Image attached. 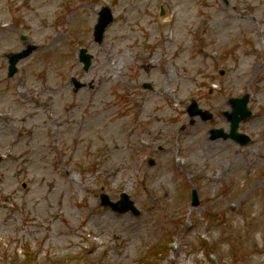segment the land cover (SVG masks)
<instances>
[{
  "label": "rangeland",
  "instance_id": "obj_1",
  "mask_svg": "<svg viewBox=\"0 0 264 264\" xmlns=\"http://www.w3.org/2000/svg\"><path fill=\"white\" fill-rule=\"evenodd\" d=\"M0 264H264V0H0Z\"/></svg>",
  "mask_w": 264,
  "mask_h": 264
},
{
  "label": "water",
  "instance_id": "obj_2",
  "mask_svg": "<svg viewBox=\"0 0 264 264\" xmlns=\"http://www.w3.org/2000/svg\"><path fill=\"white\" fill-rule=\"evenodd\" d=\"M101 19L96 26L95 29V37L98 42H101L103 39V34L106 29V27L111 23L112 18L110 11L105 9L101 15ZM33 50H35V47L30 46L27 50L23 51L22 53L15 55L11 58V68H10V76H12L16 72L15 65L16 63L29 56ZM81 61L84 62L85 68H89L91 64V56L86 54L85 50H82L81 52ZM248 95H245L243 99H233L231 101L233 105V112L231 114H227L229 121L231 122V127L232 131L230 135L224 134L222 130L220 131H214L213 134L215 137L217 136H222L224 138L231 137L235 139L236 141L240 142L241 144H246L248 142V138L243 137L242 135L237 133V129L239 126V123L246 119L247 117L250 116V111L247 109L246 105L248 102ZM190 112L192 115H196L199 113L197 107L191 106L190 107ZM206 117H209V114H206ZM193 204L197 205L198 204V199H197V194L194 191L193 192ZM125 206V207H124ZM119 207H123L124 209L127 208L128 210L131 211H136L135 207L133 206V203L130 201L128 196L122 195L121 196V202L119 203L118 206H116V209H122Z\"/></svg>",
  "mask_w": 264,
  "mask_h": 264
},
{
  "label": "bare ground",
  "instance_id": "obj_3",
  "mask_svg": "<svg viewBox=\"0 0 264 264\" xmlns=\"http://www.w3.org/2000/svg\"><path fill=\"white\" fill-rule=\"evenodd\" d=\"M145 64H146V66L147 67H151V66H153V62L151 61V60H145ZM151 64V65H150ZM112 75V73H105V74H103L102 75V79L105 81V82H110V81H113L112 80V78H110V79H107L106 77H109V76H111ZM117 76V75H116ZM116 79H118V76L116 77ZM178 106H179V104H178ZM177 106V107H178ZM191 118V117H190ZM251 153V152H250ZM254 153V152H253ZM253 153H251V154H253Z\"/></svg>",
  "mask_w": 264,
  "mask_h": 264
}]
</instances>
